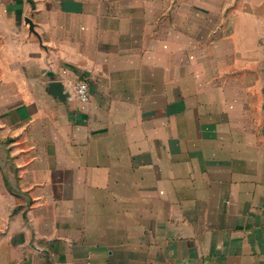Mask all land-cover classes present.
Returning <instances> with one entry per match:
<instances>
[{"label":"crops","instance_id":"crops-1","mask_svg":"<svg viewBox=\"0 0 264 264\" xmlns=\"http://www.w3.org/2000/svg\"><path fill=\"white\" fill-rule=\"evenodd\" d=\"M0 139V264H264V0H0Z\"/></svg>","mask_w":264,"mask_h":264},{"label":"built area","instance_id":"built-area-1","mask_svg":"<svg viewBox=\"0 0 264 264\" xmlns=\"http://www.w3.org/2000/svg\"><path fill=\"white\" fill-rule=\"evenodd\" d=\"M76 94L80 101L87 102L90 99L89 83L86 80H80L76 84Z\"/></svg>","mask_w":264,"mask_h":264},{"label":"water","instance_id":"water-1","mask_svg":"<svg viewBox=\"0 0 264 264\" xmlns=\"http://www.w3.org/2000/svg\"><path fill=\"white\" fill-rule=\"evenodd\" d=\"M26 21L30 23L31 29L35 31L33 21L30 18H27ZM51 90H52V93L56 96H59L60 99L62 100L66 99V96L63 92L62 83L60 81H53L51 83Z\"/></svg>","mask_w":264,"mask_h":264},{"label":"rangeland","instance_id":"rangeland-1","mask_svg":"<svg viewBox=\"0 0 264 264\" xmlns=\"http://www.w3.org/2000/svg\"><path fill=\"white\" fill-rule=\"evenodd\" d=\"M83 80H85V79H83ZM86 81H87V80H86ZM87 82H88V81H87ZM90 96H91V92H90ZM0 143H1V139H0ZM3 153H4L3 148H0V156L3 155Z\"/></svg>","mask_w":264,"mask_h":264}]
</instances>
